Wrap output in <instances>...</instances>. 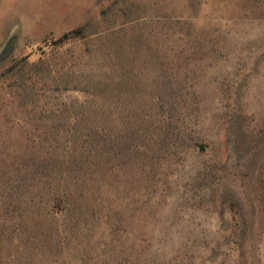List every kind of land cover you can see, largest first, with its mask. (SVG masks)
Masks as SVG:
<instances>
[{"label":"rangeland","instance_id":"rangeland-1","mask_svg":"<svg viewBox=\"0 0 264 264\" xmlns=\"http://www.w3.org/2000/svg\"><path fill=\"white\" fill-rule=\"evenodd\" d=\"M0 264H264V0H0Z\"/></svg>","mask_w":264,"mask_h":264}]
</instances>
